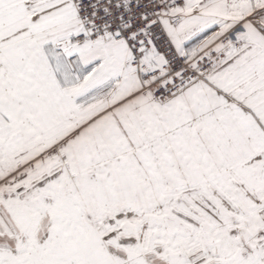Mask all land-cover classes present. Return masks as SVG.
<instances>
[{"label":"snow or ice","instance_id":"6c2138e0","mask_svg":"<svg viewBox=\"0 0 264 264\" xmlns=\"http://www.w3.org/2000/svg\"><path fill=\"white\" fill-rule=\"evenodd\" d=\"M0 264H264V0H0Z\"/></svg>","mask_w":264,"mask_h":264}]
</instances>
